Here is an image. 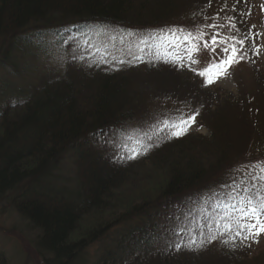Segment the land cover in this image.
I'll use <instances>...</instances> for the list:
<instances>
[{"label": "trees", "instance_id": "16d2710c", "mask_svg": "<svg viewBox=\"0 0 264 264\" xmlns=\"http://www.w3.org/2000/svg\"><path fill=\"white\" fill-rule=\"evenodd\" d=\"M208 1L0 0V201L9 203L19 216L13 229L27 234L40 264H85L82 250L109 226L105 218L104 223L98 219L115 208L125 209L116 220L123 231L114 237L113 250L94 257L93 264H226L202 258L215 233L203 213L214 212L217 205L208 197L219 200L225 195L212 180L251 141H258V132L248 130L252 124L248 104L219 102L220 110L240 106L205 121L210 131L206 141L184 136L146 148L147 142L141 140L135 152L127 143L123 154L98 155L92 150L99 147V137L131 125L124 123L134 121L130 141L141 134L140 126L147 120L144 99H149L140 89L134 93L131 86L138 82L134 76L102 72L78 56L64 64L53 55L62 52L67 33L91 35L92 27L96 31L110 25L134 32L198 27L206 15L198 10H204ZM165 51L156 48L148 57L139 51L140 60L130 65L170 68ZM75 66L81 69L72 74L69 69ZM151 72L141 78L153 80L159 71ZM197 75L206 84L207 78ZM160 77L169 82V76ZM260 124L264 128V119ZM67 151H75L74 168L62 166ZM142 167L153 168L142 171H154L157 180L142 177L136 170ZM124 186L143 198L125 201L126 195L118 192ZM204 189L212 191L206 194ZM187 213L191 217L183 222L180 216ZM166 217L183 224L181 236L189 237L187 246L180 244L173 226L167 227ZM154 219L156 231L143 235V224ZM8 242L9 235L0 233V264H26L15 247L8 251ZM189 247L199 251L175 258L191 251ZM235 260L230 259L232 264Z\"/></svg>", "mask_w": 264, "mask_h": 264}, {"label": "rangeland", "instance_id": "374dc122", "mask_svg": "<svg viewBox=\"0 0 264 264\" xmlns=\"http://www.w3.org/2000/svg\"><path fill=\"white\" fill-rule=\"evenodd\" d=\"M193 8L194 10H198L195 6ZM204 10H198L208 16L207 19L205 18L206 15L201 19L199 22L200 27H192L190 29L170 28L171 30L165 32L164 38L161 39L154 36L151 30H136L134 32L126 30L119 31L117 28L110 30L98 28L96 31L93 30L91 35L83 34L80 37L76 34H66L62 52L54 51L53 55L60 60H64V64H67L68 61H70L68 64L72 63V58L77 56L83 60L88 59L91 62L102 63L100 68L105 73L111 69L112 64L115 65L117 63L118 65H115L116 67L112 69V72L117 73L116 75H123L126 78L134 76L138 81L137 84L131 86L134 93L140 89V92L144 95L143 98L147 97L149 99H144V104L147 105L142 109L146 112L145 118L150 123L146 127L148 135L152 130H155L159 135L160 133H166V130L157 131L158 127L162 128L160 122L165 120V118L175 120V115L182 114L180 119H187L189 116H196L195 112L198 110L202 112L200 117L201 122L199 121L197 123V120H199L197 117L198 119L196 118L195 123H192L184 134H189L185 138L190 137L193 142L195 141V137L198 138V136L202 140H205L203 138H206L207 134L209 135V129H207L209 125H204L206 120H212L220 114L226 115L232 110H237L238 106H240L236 105V107L232 105L228 106L226 110H220L219 102L226 103L239 100L246 105L248 104L250 121H252V124L248 126V130H253V133L258 132V141H251L249 143L250 145L246 148L247 150L242 151L239 157L234 159L236 162L234 161L228 164L223 172L218 175V179L215 178L217 180H212L218 184L217 189H220V191L225 190V195L219 200L208 197L217 205L214 212L210 210L209 212L205 211L203 215L205 216V220L209 221L207 223H211L210 226L213 228V231L218 232L212 233L213 244L208 250L204 251L205 253H202L204 254L202 258L205 261H219L221 263L225 262L226 264H232L230 259H236L233 264H264V234L256 238L249 237L243 241L237 238L234 242L231 240L232 234L226 233L221 235L224 220L228 218V214L232 216L238 215L233 208L227 207V205H236V207H239V198L247 195L248 191H256L257 189L264 190V179H253L256 175L264 176V174L258 172V168L264 165V128L260 126L262 124L260 122L264 119V0H209ZM232 23L235 24V28L231 27ZM213 25L216 27H213ZM247 27L251 32L248 35L245 34ZM201 31L205 35L203 40L198 42L200 45L199 50L192 53V59H189L188 54L182 53V56L181 50L176 49L174 46H168L167 44L159 42L167 41L173 44H180V39H184L182 38L183 33L191 32L195 36L197 32ZM257 33L260 35H256ZM216 34H218V43L213 51L211 37ZM230 36L237 38H245L247 36L245 44L243 45V49L247 52V57L229 67L224 75L216 76V69L211 70L213 69V65L219 64L221 60L226 58L222 51L225 45L219 43V41L227 39ZM95 38L101 40L96 42V40L94 41ZM152 39L156 40L152 41ZM98 42H103V44H99ZM205 42H208V48L204 47ZM142 45L145 46L144 50L141 49L144 52L143 56H147L148 54L154 56V49L164 47L166 49V55H168L167 64L171 67L168 68L159 65L161 67L159 69H150L145 66L135 67L130 65L140 60L139 49ZM26 46L29 47V45ZM254 46L259 48V54L254 51ZM238 47L240 46L238 45ZM105 51L107 53L102 55L101 53ZM42 56L45 57V54ZM249 56H253V62H251L252 60ZM193 60L196 62L193 63ZM80 69L75 66L69 70L73 74L80 71ZM205 70H209L208 75L212 77L213 83L203 85L199 81V76L196 75L195 71L200 73ZM151 71H159L155 79L141 78V74L148 75ZM151 74L153 73L151 72L150 76ZM161 74L169 76L170 78L167 79L169 82L161 79ZM257 108L258 110L256 112ZM123 125L130 126H120L115 131H112L114 135L109 132L99 137L96 143L99 147L97 149L94 147L92 151L98 155H105V153L109 152L120 155L123 154L121 151L125 150L124 144L127 143L132 146L131 148L138 149L140 145L138 141L140 142L142 137H137L130 142L125 139L127 135H132L131 130L134 121L124 123ZM149 137L147 138V142L152 144ZM256 152L258 155L256 158L261 159L253 157L256 155ZM74 155L75 151H67L62 160V166L66 168L72 167L76 159ZM150 168L142 167L136 170L141 173L142 177H147L154 182L157 180L158 174L154 171H147L146 173L142 171ZM145 185L146 183L143 189ZM130 189V187L124 186L118 191L120 195L122 193L126 195L125 201L130 202L134 200L133 203H136L138 199L143 198L139 191L133 192L134 190ZM209 191L212 190L204 189V193L206 194ZM9 206V203L0 201V233L9 235L8 251L10 252L15 247L16 253L24 257L26 264H40L39 255H36L28 244L27 234L21 232L17 227L13 229V225L18 221L19 216L14 211H11ZM184 206L185 204L183 202L180 208ZM209 206L205 207L208 209ZM115 209L108 212L107 215L104 213L101 214V218L98 220H103L104 223L106 219L105 224H109V226L103 228L104 231L99 239L93 240L92 243L87 244L82 250L81 253L84 259L82 263L93 264L94 257L100 254L102 255L104 251L113 250L115 246L113 239L123 231L124 227L118 225L119 221L116 222V220L121 217L125 210L123 208ZM180 217L183 222H187L191 215L187 213ZM169 218L166 217L164 219L165 224L167 223L169 229L173 226L174 228L171 231H175L174 234L176 238H179L180 244L182 245L184 241L187 246L189 237L188 239H184L187 237H184V235L181 236L183 224L178 222V220L173 221ZM143 227L146 228L143 235L145 233L151 235L152 232L156 231L155 219L153 221L148 220L143 224ZM150 231L152 232L150 233ZM32 233L35 234L34 232ZM225 240H228L229 243L225 244ZM188 249L191 251L179 254L175 258L191 257L193 254H196L192 251H199L190 247ZM88 258L89 261L87 263L86 260Z\"/></svg>", "mask_w": 264, "mask_h": 264}, {"label": "snow or ice", "instance_id": "6c2138e0", "mask_svg": "<svg viewBox=\"0 0 264 264\" xmlns=\"http://www.w3.org/2000/svg\"><path fill=\"white\" fill-rule=\"evenodd\" d=\"M231 23V20H230ZM213 27H216L213 25ZM232 28H235V24H231ZM205 33L197 32L194 36L193 33L188 32L184 34V39L189 41L190 48L188 50L189 59H192V53L199 50V41L203 40ZM217 35L211 37L212 50H215L217 45ZM256 35H260L257 33ZM245 38H237L235 36H230L227 39L220 40L219 43L224 44L222 48L223 53L225 54V59L221 60L219 64L213 65V68L216 69L215 75L220 76L224 75L227 72V69L233 64L240 62L241 60L247 57V52L243 49L245 44ZM238 45L240 47H238ZM204 47L208 48V42L204 43ZM254 51L259 54V48L254 46ZM193 63L196 61L193 60ZM209 70L200 72L199 75L205 76L207 78V83H213V79L208 75ZM196 115H199L197 112ZM196 116H189L187 119L181 118L178 121L163 120L161 121L162 128L157 129V131L166 130L168 134L172 137L182 136L187 128L191 126L192 123H195ZM151 139V137H149ZM139 143V141H138ZM135 152L136 150L133 149ZM139 154V153H137ZM258 172L264 174V165L258 168ZM254 180L264 179L262 175H256L253 177ZM239 207L236 205H227V207L233 208L238 215L232 216L228 214V218L224 220L223 230L221 235L230 233L231 240L234 242L237 238L247 240L249 237L256 238L261 234H264V191L257 189L255 193L248 191V194L241 196L238 200ZM196 241H192V244H195ZM225 244H228L229 241L225 240ZM179 248V246H177Z\"/></svg>", "mask_w": 264, "mask_h": 264}]
</instances>
